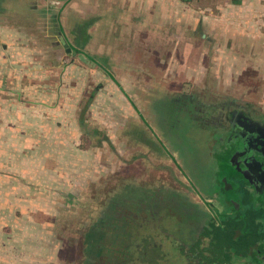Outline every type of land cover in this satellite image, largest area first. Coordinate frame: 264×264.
<instances>
[{"label":"rangeland","instance_id":"374dc122","mask_svg":"<svg viewBox=\"0 0 264 264\" xmlns=\"http://www.w3.org/2000/svg\"><path fill=\"white\" fill-rule=\"evenodd\" d=\"M141 1L0 0V17L30 24L0 63V264H94L89 229L102 216L120 234L126 210L138 215L122 223L129 242L110 234L105 264H256L246 251L264 238V192L230 175L232 208L209 136L177 108L205 122L206 104L223 103L264 119V0L200 30L149 18ZM188 186L217 202L200 233L167 207L140 218L149 193Z\"/></svg>","mask_w":264,"mask_h":264},{"label":"flooded vegetation","instance_id":"af4514ba","mask_svg":"<svg viewBox=\"0 0 264 264\" xmlns=\"http://www.w3.org/2000/svg\"><path fill=\"white\" fill-rule=\"evenodd\" d=\"M190 100L193 101V98L190 97ZM176 101L179 105L183 100L177 98ZM206 105V107H216V109H214L215 115L206 114L204 119L201 118L202 120L206 119L205 122L210 121L209 125L205 124V122L200 119L198 120V117L194 118L191 113H188L187 110L184 109L185 107L181 109L177 108V110L182 113L180 114L178 112L180 116H183L184 113L187 117L186 119L193 121L197 127L204 131H201L204 135L206 134L209 136V141L213 144L211 152L213 151L217 165L215 167L217 169L214 170L215 175L213 176V179H216L221 183L222 190L225 193L223 196L224 200L229 201L232 208H235L234 206L236 204L238 209L240 206L239 203L235 202L232 195H226L225 187L220 179L223 174V163L225 158L227 159L229 156L230 158L228 159L229 162L227 166L230 171L225 172L227 185H229V176L233 175L236 178L244 180L246 184L250 185L259 193L264 192V119L253 117L250 112L244 108H240L238 105H228L223 103L215 104V106L214 104ZM179 115H176V117ZM174 116L175 114L173 117ZM212 169L214 168L212 167ZM184 176L182 175V177ZM184 178L186 179V177ZM187 188V192H190L189 189L191 188L189 186ZM192 191H194V193L200 198L202 201L201 203H196L186 191L180 193L178 190H171L170 193L160 196L156 195L155 198L149 193L147 200H145L144 203H140L142 208L139 213L140 218L145 221L147 217L152 218L160 209L167 207L170 214L175 213L174 215H178L177 217H179L180 222L188 223L192 229L196 230L197 233H200L209 221L207 214L208 209H210L211 206L213 207V203L215 204L217 202L212 201V198L210 202L206 201L196 187H194ZM123 200L124 202H128L127 198H124ZM147 205H150L149 214L146 211ZM219 207H221L220 204L218 208ZM126 211L128 214L123 217V221H120V226H118L119 228L122 227L120 234L116 232V222L114 223L112 219L103 220V217L99 216L98 219L95 220L92 227L89 229L88 245L84 252L88 259L87 263L92 262L95 264L100 262L99 264H105L103 263L105 260L100 247L102 248V245L105 243V239H107L108 236L111 237L110 234H112L114 238L121 236V239H119V241L116 240V243H120L121 241L124 245H127L129 240L123 234L122 230L124 228L122 225L124 222L128 221V218H137L138 215L133 214L131 210ZM237 213L234 214V218H236ZM198 218H200L199 222L197 221ZM109 225H114V228L110 226V230L112 229L111 233L108 229ZM89 247L92 248L93 251H90L88 249ZM153 248H155V246ZM126 250L127 249H125V251ZM110 254L111 255L107 260L114 259L115 254L119 253L112 251ZM155 254H157V252H155L154 255ZM246 254L247 256H250L251 258L249 259H252L256 264H264V238H257L251 242L248 245ZM124 256V260H128L125 252ZM96 258H98V260ZM130 262H132V260H130Z\"/></svg>","mask_w":264,"mask_h":264},{"label":"crops","instance_id":"0c3cea01","mask_svg":"<svg viewBox=\"0 0 264 264\" xmlns=\"http://www.w3.org/2000/svg\"><path fill=\"white\" fill-rule=\"evenodd\" d=\"M144 0L141 1L142 12L147 14V17L155 19H166L170 21L175 20H194L197 22L198 30L200 26L206 24L212 18L214 20L232 19L236 16H245L246 3H251L252 0ZM261 0H256L260 2ZM149 4V5H148ZM35 5V4H34ZM39 8L41 4L37 5ZM36 7V6H34ZM52 13L55 9L42 7V12ZM252 11V10H251ZM53 12V13H54ZM52 13V14H53ZM8 16V15H7ZM0 17V63H4L5 53L11 46V41L17 39L21 40L22 44L25 43V37L29 35V25L19 24L13 20L15 13L9 14L8 17ZM16 18V17H15ZM172 28L174 25L172 23ZM216 28V27H214ZM30 36V35H29ZM20 43V42H19ZM10 44V45H9ZM1 80V76H0ZM9 80V79H7ZM21 83H25L22 79Z\"/></svg>","mask_w":264,"mask_h":264},{"label":"water","instance_id":"95a60500","mask_svg":"<svg viewBox=\"0 0 264 264\" xmlns=\"http://www.w3.org/2000/svg\"><path fill=\"white\" fill-rule=\"evenodd\" d=\"M61 39H62V41H64L65 39L63 38V37H61ZM70 50V48H67V51H69ZM230 157L228 156L227 157V159L225 158V160H224V163H223V174L221 175V177H220V179H221V181L223 182V185H224V187H225V192H226V195L227 196H230L231 195V186L230 185H227V181H226V174H225V172H227V171H230L228 168V162H229V159Z\"/></svg>","mask_w":264,"mask_h":264},{"label":"trees","instance_id":"16d2710c","mask_svg":"<svg viewBox=\"0 0 264 264\" xmlns=\"http://www.w3.org/2000/svg\"><path fill=\"white\" fill-rule=\"evenodd\" d=\"M81 41L79 42V43H77L78 45H83V44H85V42L87 41V33H86V31H84V30H82V32H81ZM86 35V36H85ZM83 39V40H82ZM69 44V48L71 49V50H74V48H76V46H74V44H70V43H68ZM76 50H79V49H76ZM81 50V49H80ZM80 52V51H79ZM91 58V57H90Z\"/></svg>","mask_w":264,"mask_h":264}]
</instances>
